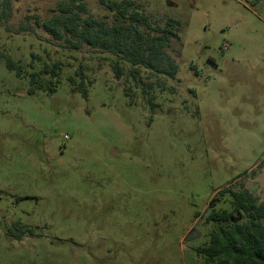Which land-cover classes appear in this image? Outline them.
<instances>
[{
    "label": "rangeland",
    "instance_id": "rangeland-1",
    "mask_svg": "<svg viewBox=\"0 0 264 264\" xmlns=\"http://www.w3.org/2000/svg\"><path fill=\"white\" fill-rule=\"evenodd\" d=\"M58 1L18 0L0 28V52L62 65L55 93L29 94L0 61V264H204L214 195L264 201V0H130L181 22L178 74L159 80L20 30ZM81 65L87 98L68 82Z\"/></svg>",
    "mask_w": 264,
    "mask_h": 264
},
{
    "label": "trees",
    "instance_id": "trees-1",
    "mask_svg": "<svg viewBox=\"0 0 264 264\" xmlns=\"http://www.w3.org/2000/svg\"><path fill=\"white\" fill-rule=\"evenodd\" d=\"M17 1L0 0V28L12 18ZM97 1L107 10L102 17L91 12L86 0H59L49 18L33 16L34 24L22 22L20 30L35 34L36 29L41 28L50 41L63 44L72 52L86 46L91 52L105 54L104 58L112 61L117 79L124 75V64L131 66L129 73L134 77L145 70L157 80L176 78L182 47L180 21L167 18L163 23L155 22L140 5L130 0ZM30 57L27 67L21 60L0 52V61H4L8 70L29 80V94L55 93L62 65L57 61L45 63L38 71H32L34 54ZM83 72L81 65L68 82L73 91L87 98ZM157 83L163 88L164 84ZM226 197L230 208L218 209V202ZM210 207L206 218V222L212 224L209 242L197 249L204 264H264V201L244 187L240 190L226 188L214 195ZM14 232L19 233L17 239L26 233L33 235L29 226L21 224H14L8 235L13 236Z\"/></svg>",
    "mask_w": 264,
    "mask_h": 264
}]
</instances>
